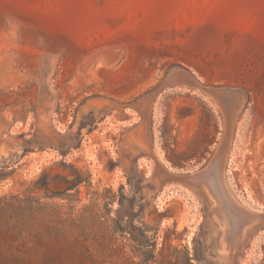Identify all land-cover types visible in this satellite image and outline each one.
Here are the masks:
<instances>
[{
  "label": "rangeland",
  "instance_id": "374dc122",
  "mask_svg": "<svg viewBox=\"0 0 264 264\" xmlns=\"http://www.w3.org/2000/svg\"><path fill=\"white\" fill-rule=\"evenodd\" d=\"M198 62L264 114V0H0V264H264V118L145 114Z\"/></svg>",
  "mask_w": 264,
  "mask_h": 264
},
{
  "label": "crops",
  "instance_id": "0c3cea01",
  "mask_svg": "<svg viewBox=\"0 0 264 264\" xmlns=\"http://www.w3.org/2000/svg\"><path fill=\"white\" fill-rule=\"evenodd\" d=\"M212 67L210 62L204 64L198 62L192 64L190 71L180 68L170 70L162 87V91L168 93H157L151 97L150 106L145 114H152L153 117L155 114H161V118L164 114H187L185 118L192 122L204 118V114H211L213 118L218 119L220 126L219 142L215 144L223 142L227 145L229 156L232 150V135H247L253 129L252 120L260 121L264 114H242L239 108L233 114L231 106H226V99L214 93L213 82L216 77L213 73L216 70L213 71ZM178 99H185L187 110L180 109ZM142 114L144 113L137 105L129 106L128 109L119 112V123L123 125L135 123ZM239 124L242 127L238 131Z\"/></svg>",
  "mask_w": 264,
  "mask_h": 264
}]
</instances>
